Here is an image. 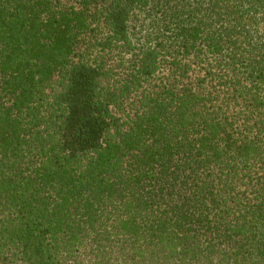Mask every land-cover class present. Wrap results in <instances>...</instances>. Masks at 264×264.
<instances>
[{"label":"trees","instance_id":"1","mask_svg":"<svg viewBox=\"0 0 264 264\" xmlns=\"http://www.w3.org/2000/svg\"><path fill=\"white\" fill-rule=\"evenodd\" d=\"M0 264H264V0H0Z\"/></svg>","mask_w":264,"mask_h":264}]
</instances>
